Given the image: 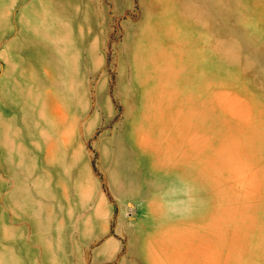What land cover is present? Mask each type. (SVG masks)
<instances>
[{
	"label": "rangeland",
	"instance_id": "rangeland-1",
	"mask_svg": "<svg viewBox=\"0 0 264 264\" xmlns=\"http://www.w3.org/2000/svg\"><path fill=\"white\" fill-rule=\"evenodd\" d=\"M0 264H264V0H0Z\"/></svg>",
	"mask_w": 264,
	"mask_h": 264
}]
</instances>
